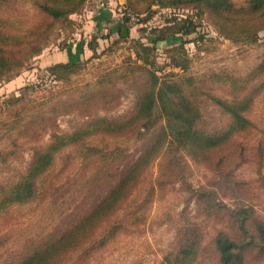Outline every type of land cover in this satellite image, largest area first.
I'll return each mask as SVG.
<instances>
[{
	"label": "rangeland",
	"instance_id": "obj_1",
	"mask_svg": "<svg viewBox=\"0 0 264 264\" xmlns=\"http://www.w3.org/2000/svg\"><path fill=\"white\" fill-rule=\"evenodd\" d=\"M4 1L2 16L10 26L8 32L24 34L26 21L29 24L43 21L41 14L33 13L25 0H8L12 8ZM104 1V7H100V0H85L65 18L44 24L46 31L37 37L39 51L0 81V185H15L30 163L34 148L47 144L53 134L70 133L93 117L114 119L132 111L147 89L151 71L160 81L169 80L186 92L194 87L198 102H204L200 126L206 130L220 128L227 122V115L212 103V97L230 100L250 95L253 103L248 116L254 128L238 139L244 151L234 150L228 167L212 170L189 161L186 179L193 188H216L218 199L229 205L248 204L256 216L264 219V153L257 148L264 134V87H260L264 75L252 74L264 59V29H258L250 40L236 41L219 34L215 17L197 3L177 6L153 0ZM230 1L238 7L247 0ZM102 10H109L111 16L106 21H97ZM171 20L193 30L183 36L184 44L148 50V36L155 28L172 25ZM118 23L127 29L124 38L109 33ZM78 43H81L80 64L66 75L49 72L53 62L68 60V51L75 54ZM82 102L92 103L84 106ZM151 135L152 132L145 133L128 148L126 159L115 169L114 176L103 183L93 204L117 182ZM262 148L264 151V145ZM74 158L73 149H62L53 170L66 166ZM227 168H232L233 177L228 191H224V187L215 184V178L216 172ZM88 171L79 175L82 177ZM152 172H156V167ZM62 182H69L68 173ZM71 189H65L55 201L54 210L48 208L52 199L49 197L44 208L21 207L1 215L0 258L18 251L20 238L44 224L36 220L40 215L47 214L45 219L49 221L57 217L61 224H68L87 213L93 204L80 201L71 204L68 197ZM183 199L179 192L171 191L153 204V220L144 229L118 238L115 244L83 264H158L174 232L164 221L157 225V220L160 215L165 217L162 214L170 207L175 206L176 212L183 208ZM186 212L196 214L192 205ZM197 220L203 224L201 216ZM204 227L210 232L214 224L208 222ZM209 236L206 233L204 246ZM194 264H217V261L212 250L205 248ZM246 264H264V259H250Z\"/></svg>",
	"mask_w": 264,
	"mask_h": 264
},
{
	"label": "trees",
	"instance_id": "obj_2",
	"mask_svg": "<svg viewBox=\"0 0 264 264\" xmlns=\"http://www.w3.org/2000/svg\"><path fill=\"white\" fill-rule=\"evenodd\" d=\"M25 1L33 13L41 14L43 21L39 24L26 21L24 34H14L8 32L10 26L2 16L5 1L0 0V81L39 51L37 37L46 31L44 24L65 18L85 0ZM153 1L177 6L197 3L215 17L219 34L236 41L250 40L258 29H264V0H247L238 7L230 0ZM104 3L101 0L100 7ZM109 13L99 11L96 20H108ZM171 21L172 25L155 28L148 36V50L184 44L183 36L193 30ZM10 24L14 26L12 19ZM109 33L124 38L127 29L118 23ZM79 53L81 43L76 45L75 54L68 51V60L50 66L49 72L65 75L72 72L80 64ZM255 73L264 75V59L252 72ZM146 84L147 89L132 111L114 119L93 117L70 133L53 134L47 144L34 148L30 163L15 185H0V216L21 207L44 208L49 197L52 199L48 208L54 210L55 201L68 187H72L68 194L71 204L78 201L93 204L103 183L114 176L115 169L126 159L128 148L145 133L152 132L137 158L87 213L68 224H61L57 217L49 221L45 219L47 214L40 215L36 220L44 224L20 238L18 251L2 256L0 264H83L115 244L118 238L144 229L153 220V204L171 191L184 197V206L177 212L175 206L170 207L162 214L165 217H158L157 225L164 221L174 232L158 264H194L205 248L212 250L217 264H246L250 259H264V219L242 200L238 206L229 205L218 199L216 188H193L186 179L189 161L212 170L228 167L234 150L244 151L238 139L254 128L248 116L253 103L250 95L230 100L212 97V103L227 115V122L220 128L206 130L200 126L204 102H198L194 87L186 92L169 80L160 81L151 71ZM91 103L82 102L84 106ZM262 135L257 148L264 153ZM64 148L73 149L75 158L55 171L56 158ZM86 169L89 171L81 177L79 174ZM67 173L69 182L63 183ZM232 177V168L216 172L215 184L228 191ZM191 205L196 214L185 213ZM200 216L203 224L197 220ZM208 222L214 224L210 232L204 227ZM206 233L210 236L204 246Z\"/></svg>",
	"mask_w": 264,
	"mask_h": 264
},
{
	"label": "crops",
	"instance_id": "obj_3",
	"mask_svg": "<svg viewBox=\"0 0 264 264\" xmlns=\"http://www.w3.org/2000/svg\"><path fill=\"white\" fill-rule=\"evenodd\" d=\"M110 16H111V12L109 13V18H110ZM109 18H108V19H109ZM101 21H102V20H101ZM104 21H106V20H104ZM66 61H67V59H66ZM58 62H65V60H63V61H62V60H59ZM53 63H57V62H53Z\"/></svg>",
	"mask_w": 264,
	"mask_h": 264
},
{
	"label": "built area",
	"instance_id": "obj_4",
	"mask_svg": "<svg viewBox=\"0 0 264 264\" xmlns=\"http://www.w3.org/2000/svg\"><path fill=\"white\" fill-rule=\"evenodd\" d=\"M101 1V0H100Z\"/></svg>",
	"mask_w": 264,
	"mask_h": 264
}]
</instances>
